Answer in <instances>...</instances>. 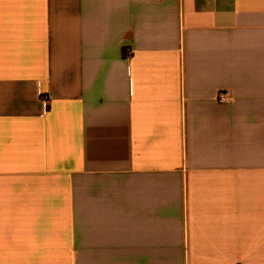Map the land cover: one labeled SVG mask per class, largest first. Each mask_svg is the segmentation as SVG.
<instances>
[{
  "label": "crops",
  "instance_id": "1",
  "mask_svg": "<svg viewBox=\"0 0 264 264\" xmlns=\"http://www.w3.org/2000/svg\"><path fill=\"white\" fill-rule=\"evenodd\" d=\"M0 264H264V0H0Z\"/></svg>",
  "mask_w": 264,
  "mask_h": 264
},
{
  "label": "built area",
  "instance_id": "2",
  "mask_svg": "<svg viewBox=\"0 0 264 264\" xmlns=\"http://www.w3.org/2000/svg\"><path fill=\"white\" fill-rule=\"evenodd\" d=\"M216 100L219 102H227L228 99L225 97L223 92H218L216 95Z\"/></svg>",
  "mask_w": 264,
  "mask_h": 264
}]
</instances>
